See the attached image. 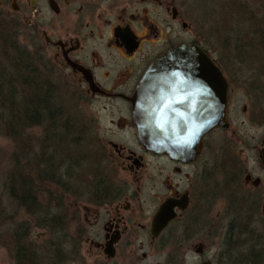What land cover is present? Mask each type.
I'll use <instances>...</instances> for the list:
<instances>
[{"label":"flooded vegetation","instance_id":"flooded-vegetation-1","mask_svg":"<svg viewBox=\"0 0 264 264\" xmlns=\"http://www.w3.org/2000/svg\"><path fill=\"white\" fill-rule=\"evenodd\" d=\"M194 14L188 0H0V28L3 25L12 39L23 41L21 48L26 55L34 54L43 67L53 70L57 90L64 87L67 92L71 91L74 99L105 104L110 115L102 129L89 128L87 123L81 125V117L77 115L79 127L68 130L71 147L77 137L92 150L91 157L100 158V170L92 181L95 187L90 190L92 206H87L84 223L78 224L72 234L69 254L63 255L67 251L61 248L60 240L39 246L36 241H24L23 244H31L32 248L26 247L24 255H15L16 264H144L142 261L149 258V253L143 251L140 255L143 247L161 250L178 241L182 244L183 237L180 240L178 236L182 229L209 222V213L222 197L220 189L226 186L252 188L260 195L254 193L250 200L245 195L243 200L247 198L249 203L231 209L229 223L222 227L221 250L213 258L206 256L204 244L200 242V264L237 261L264 264V227L258 228L255 225L258 220L252 215L261 211L264 223V203L262 210L260 208L264 181L245 169L238 171L232 166L224 170L228 176L220 182L214 168L197 164L212 134L230 128L233 104L237 102L232 96L234 84L219 59L202 42L183 38V30L188 32L199 23ZM197 34L200 36L198 29ZM183 43L205 50L220 66L229 86V127L210 132L204 139L201 154L191 163L176 161L144 147L138 136L131 101L151 64ZM246 108L244 105V112ZM55 145L58 153L64 149L63 145ZM69 149L70 145L62 161L72 169L62 174L67 173L64 180L73 183L76 157ZM261 150L262 143L259 158L264 169ZM160 162L164 165L159 167L156 176L150 166ZM188 167L196 169L195 175L190 178L187 174V184L183 186V168ZM120 170L127 173L122 182L113 179L118 178ZM243 173H246L244 181H240ZM54 179L59 181V177ZM168 198L178 199L182 205L186 201V207L176 205L175 218L154 234L155 216ZM83 242L86 251L80 256ZM251 246L257 249L259 256H224L227 248L238 247L239 253H245L243 249ZM49 249L53 255H39ZM159 264L179 262L169 255Z\"/></svg>","mask_w":264,"mask_h":264},{"label":"rangeland","instance_id":"rangeland-1","mask_svg":"<svg viewBox=\"0 0 264 264\" xmlns=\"http://www.w3.org/2000/svg\"><path fill=\"white\" fill-rule=\"evenodd\" d=\"M253 1V4L249 3L248 5L249 11L254 12L256 17L263 18L264 0ZM230 3V0H188L199 23L193 25L191 29L193 31L185 32L183 30V38L202 42L205 48H209L210 53L219 59L225 73L234 84L232 96L237 102L233 104L230 128L227 131H217L212 134L208 140L209 145L197 164L202 167L207 165L208 169L214 168L216 171L214 175L218 176L216 178L220 182L226 180V176H228L227 171L224 170L232 166L236 167L235 169L238 171L245 169L255 177H261L264 181V169L259 158V147L264 139V48L260 43V34L255 31L259 27L257 22L253 23L248 14L237 16L228 6ZM236 17H239L240 20H237ZM237 21L243 22L246 31L247 29L251 30L247 36L245 31L241 39L236 38L234 30ZM197 29L200 36L197 34ZM12 38L14 37L8 34V31L0 28V51L9 48L10 52H13V48L6 45L15 40ZM16 39L18 46H21L23 41L20 38ZM68 91L64 87L57 90L58 104L65 108L66 114L80 116L81 123H79L81 125L87 123L89 128H104V124L110 118V115H107L109 110L105 104L95 101L84 102L78 100L77 97L74 99L71 91ZM244 105L247 107L245 112ZM46 131L47 129L43 125L34 126L24 131L23 139L16 141L3 128V120L0 117V207L3 206V209H0V264H16L13 259L16 254L12 246V237L13 233L22 226V223L30 224V239L36 241L37 246L42 245L43 242L47 245V241L60 240L63 242L61 248L67 251L63 255H68L69 248H72L71 240L74 239L72 234L74 235L78 224L84 223L86 208L92 206L90 200L93 196L90 194V190L95 187V182L92 181H94L97 171L100 170L98 167L100 158L98 156L91 157L92 150H89L87 144L81 146L82 141L80 147L75 148L76 146L72 145V151L70 150L69 153L81 160L79 169L81 186L79 189L66 190L56 182L42 177V169L45 166L42 160L43 156L49 157L53 165L50 169L51 173L55 174L61 173L58 167L61 166L65 156L61 155L60 151V155L57 156L58 151L54 149L56 145L53 143V134L50 138L53 146H48ZM67 149L68 146L65 151ZM17 163L33 179L40 205L49 207L55 213L50 227L53 226L57 230L56 232L51 233L50 227H40L36 214H28L24 206H18L15 201L9 198L6 186L7 177L12 170L15 171ZM55 165H58L57 170ZM163 165L164 163L160 162L150 167L153 168L151 170L157 176L159 167ZM195 170L190 167L183 168V186L187 184V174L192 178L195 175ZM245 175L246 173H243L240 181H244ZM126 176L127 173L120 170L118 178H112L122 182ZM235 188L231 189L226 186L220 189L222 197H219L213 210L209 213V222L207 221L203 226L186 227L184 231L183 229L180 231L178 236L180 240L183 237L182 244L178 241L161 250H153L148 246L140 249V255L143 251L149 253V258L142 262L144 264L164 263L171 255L179 264H200L202 259L196 251L200 242L204 244L206 256L213 258L221 250L222 227L228 225L233 212L231 209L234 210L238 207L237 205H247L249 203L247 198L243 200L245 195H248V199L255 196L254 193L260 195L252 188L249 190H244L241 187L240 189ZM260 192L262 193L260 204L262 210L264 187ZM146 194L148 195L150 192L147 190ZM252 215L255 221L258 220L255 225L258 228H263L261 211L254 212ZM81 251L80 256L86 251L84 242ZM39 255H53V251L49 249L45 253L40 252Z\"/></svg>","mask_w":264,"mask_h":264},{"label":"water","instance_id":"water-1","mask_svg":"<svg viewBox=\"0 0 264 264\" xmlns=\"http://www.w3.org/2000/svg\"><path fill=\"white\" fill-rule=\"evenodd\" d=\"M228 92L222 69L200 46L183 43L172 48L151 64L131 98L142 144L176 161L194 162L205 137L216 128L229 127ZM261 158L264 163V139ZM176 205L184 209L186 201L182 205L168 198L162 204L154 234L175 218ZM196 251H202L201 244Z\"/></svg>","mask_w":264,"mask_h":264},{"label":"trees","instance_id":"trees-1","mask_svg":"<svg viewBox=\"0 0 264 264\" xmlns=\"http://www.w3.org/2000/svg\"><path fill=\"white\" fill-rule=\"evenodd\" d=\"M228 5L234 13L238 15L248 14L251 17L253 23L257 22L259 27L255 29L257 34H260V43L264 48V17H256L255 13L249 11V3L253 4V0H230ZM248 6V9H247ZM256 17V18H253ZM240 20L239 17H236ZM249 20V17H248ZM243 22L237 21L235 26L236 38L241 39L246 31V26H243ZM2 29L4 28L3 25ZM258 31V32H257ZM251 30L246 31L247 34ZM255 33V32H254ZM13 48V52H10L9 48H5L0 51V117L3 120V128L8 131L9 135L14 137L16 141H20L24 137V131L34 127L43 125L47 131L45 132L46 143L51 145V135L55 132L53 143L63 145L64 149H60L61 154L66 152V145L71 143L69 138V128L79 127L78 117L75 115L66 114L65 108L58 104L57 100V87L53 79V70L43 67L34 54H25L21 46H18L17 41L12 40L10 44ZM54 131V132H53ZM50 141V142H49ZM80 141L76 137V141L72 140V145L80 147ZM84 144H81L83 146ZM41 146V145H40ZM45 146V145H44ZM28 149V148H27ZM69 149V150H70ZM68 151V149H67ZM67 153V152H66ZM76 157V156H75ZM43 169L42 177L47 180L56 182L59 186H63L66 190L79 189L81 182L79 181L81 168V160L77 157L74 162V171L76 181L75 183H69L64 179L67 178V173L64 175L63 171L70 170L67 162L63 163L60 167L55 165L56 170L58 167L60 174L51 173L53 165L47 155L43 156ZM52 166H51V165ZM47 165V166H46ZM47 169V170H46ZM239 172L237 173V176ZM59 177V181L54 178ZM8 187L9 198L16 202L18 206H24L28 214H36L39 220L40 227H50L53 221V213L49 207H42L40 205L39 198L36 194L35 184L29 174L25 173V170L20 168L18 163L16 164L15 171L12 170L8 174ZM3 209V206L0 207ZM48 225V226H47ZM30 224L22 223V226L18 228L12 237V246L15 250V254L18 256L24 255V249L27 247L31 249V244H23L24 241H32L30 239ZM51 228V233L56 230ZM34 247V246H33ZM246 249V250H245ZM243 249L245 253H239L238 247L227 248L225 255L230 256H259L257 249L254 246L248 249ZM230 250V253H228ZM230 264H245L242 261L236 263L230 262ZM258 264V263H249Z\"/></svg>","mask_w":264,"mask_h":264}]
</instances>
